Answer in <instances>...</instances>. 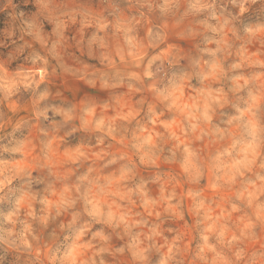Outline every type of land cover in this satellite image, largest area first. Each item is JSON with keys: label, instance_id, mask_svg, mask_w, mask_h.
<instances>
[{"label": "clouds", "instance_id": "obj_1", "mask_svg": "<svg viewBox=\"0 0 264 264\" xmlns=\"http://www.w3.org/2000/svg\"><path fill=\"white\" fill-rule=\"evenodd\" d=\"M0 264H264V0H0Z\"/></svg>", "mask_w": 264, "mask_h": 264}]
</instances>
